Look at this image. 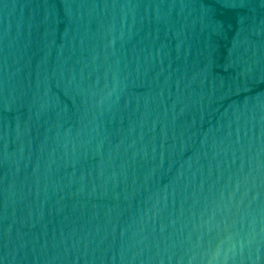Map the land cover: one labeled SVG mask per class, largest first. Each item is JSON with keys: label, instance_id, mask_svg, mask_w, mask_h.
<instances>
[{"label": "water", "instance_id": "water-1", "mask_svg": "<svg viewBox=\"0 0 264 264\" xmlns=\"http://www.w3.org/2000/svg\"><path fill=\"white\" fill-rule=\"evenodd\" d=\"M264 264V0H0V264Z\"/></svg>", "mask_w": 264, "mask_h": 264}, {"label": "clouds", "instance_id": "clouds-1", "mask_svg": "<svg viewBox=\"0 0 264 264\" xmlns=\"http://www.w3.org/2000/svg\"><path fill=\"white\" fill-rule=\"evenodd\" d=\"M237 247V243L230 242L227 247L218 246L210 251L208 264H228L230 255Z\"/></svg>", "mask_w": 264, "mask_h": 264}]
</instances>
